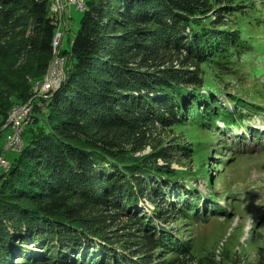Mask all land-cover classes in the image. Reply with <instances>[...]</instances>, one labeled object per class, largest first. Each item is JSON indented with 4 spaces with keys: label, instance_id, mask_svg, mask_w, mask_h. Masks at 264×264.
Returning <instances> with one entry per match:
<instances>
[{
    "label": "trees",
    "instance_id": "trees-1",
    "mask_svg": "<svg viewBox=\"0 0 264 264\" xmlns=\"http://www.w3.org/2000/svg\"><path fill=\"white\" fill-rule=\"evenodd\" d=\"M84 2L71 49L59 47L64 80L32 99L53 58V0H0V136L14 106L32 100L22 149L0 176V264H223L195 256L192 229L229 213L204 206L197 176L170 165L188 159L205 176L206 136L264 112V99L219 86L264 94V10L252 0Z\"/></svg>",
    "mask_w": 264,
    "mask_h": 264
},
{
    "label": "rangeland",
    "instance_id": "rangeland-1",
    "mask_svg": "<svg viewBox=\"0 0 264 264\" xmlns=\"http://www.w3.org/2000/svg\"><path fill=\"white\" fill-rule=\"evenodd\" d=\"M252 1L260 10H264V0ZM83 15L84 11L77 10L75 6L66 10L68 23L61 45L62 51L71 49ZM61 32H64V29H61ZM16 63V67H18L24 63V58ZM258 64L262 65L260 62ZM262 80L264 81V76L257 79V83L264 87ZM229 81L219 84L220 89L223 90L221 92L225 94L239 92L247 103L264 99L263 93L256 95L257 98L253 94H259L257 91L259 87L252 88V91L247 93L245 83L241 85L233 80ZM246 87L248 86L246 85ZM221 98L222 105L228 104L226 98ZM262 102L258 101L261 103L258 106L262 107L257 110L264 109ZM22 106L23 104L14 106L12 112ZM12 112L10 117L13 116ZM241 124L242 127L238 126V129L233 128V131L225 132L223 124L220 123L218 125L220 129L214 130L218 134L217 136L213 134L206 136L208 137L206 139L209 142L208 149L211 159L207 158L206 160L209 165L206 167L205 176L203 174L205 170L196 172L195 166L188 159L173 160L170 165L173 170L185 174L190 172L187 175L192 178V182L195 180L193 176H197L194 182L196 188L202 194L206 193L210 199V201L202 202L204 206L206 204L210 206L212 212L215 210L214 213L221 210L229 213L228 217L212 215L209 221L192 229L195 235V256L198 258L208 255L210 252L218 262L223 264L231 263L234 258H238L241 262L244 261V264L254 263L259 254H264V112L262 111V114L254 113L250 120H246L245 123L241 122ZM158 132H155L152 138H158ZM5 135L6 132L0 136V150L5 147ZM218 137L220 141L216 140ZM213 141L217 143H213ZM150 152L151 147L148 145L137 155H146ZM18 154L12 155V152H7L5 156L10 161ZM215 155L218 157V162L212 160ZM158 163L164 164L161 159L158 160ZM214 163L218 166L223 165L222 169L217 171L211 165ZM216 176L219 177V180H216ZM191 181H182V185L186 187V184L188 182L191 184ZM210 182H214V187L210 186ZM147 207L150 210L154 209L148 204ZM141 208L142 206H139V209ZM174 231L176 232V230ZM252 233L253 236L249 238ZM221 243L223 246L219 248Z\"/></svg>",
    "mask_w": 264,
    "mask_h": 264
},
{
    "label": "built area",
    "instance_id": "built-area-1",
    "mask_svg": "<svg viewBox=\"0 0 264 264\" xmlns=\"http://www.w3.org/2000/svg\"><path fill=\"white\" fill-rule=\"evenodd\" d=\"M73 6H75L77 10H85L84 0H53L51 11L53 12V16L56 20L55 24L58 27V32L53 40V58L44 77L41 80L33 83V99L37 97H47L48 94L57 90L64 80L65 61L61 56H59L58 49L65 34L64 32H61V29H64L66 24L65 12L67 9H71ZM31 111L32 103L29 101L27 104L15 109L12 112L13 116L9 119V130L5 135V152H13L22 148V129L23 126L29 123ZM9 168V162L0 151V176L7 172Z\"/></svg>",
    "mask_w": 264,
    "mask_h": 264
},
{
    "label": "water",
    "instance_id": "water-1",
    "mask_svg": "<svg viewBox=\"0 0 264 264\" xmlns=\"http://www.w3.org/2000/svg\"><path fill=\"white\" fill-rule=\"evenodd\" d=\"M64 39V38H63ZM63 42V41H62ZM58 51H59V49H58ZM44 77V76H43ZM32 92H33V89H32ZM33 97H34V94H33ZM33 99V98H32ZM31 103H32V100H31ZM27 104V103H26ZM10 119V118H9ZM9 119H8V123H7V126H6V128H8L9 127ZM9 130V129H8ZM7 130V131H8ZM4 141H5V139H4ZM23 146V145H22ZM22 149V148H21ZM20 149V150H21ZM20 150H17V151H13V153L14 152H18V151H20ZM1 151V153L5 156V154L7 153V152H12V151H7V152H5L4 151V149H2V150H0ZM5 158H6V160H7V157L5 156ZM8 161V160H7ZM9 162V161H8Z\"/></svg>",
    "mask_w": 264,
    "mask_h": 264
}]
</instances>
